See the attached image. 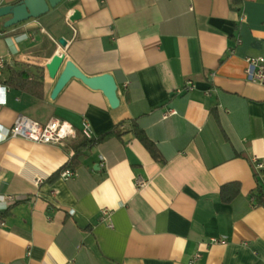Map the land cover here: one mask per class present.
Segmentation results:
<instances>
[{
	"label": "crops",
	"instance_id": "obj_1",
	"mask_svg": "<svg viewBox=\"0 0 264 264\" xmlns=\"http://www.w3.org/2000/svg\"><path fill=\"white\" fill-rule=\"evenodd\" d=\"M10 17L0 16V124L56 117L75 138L0 142V264H264L254 195L264 174L252 166L264 160V82L245 72L247 59L264 56V0H62L5 26ZM61 48L87 76L113 75L117 107L76 78L51 98L61 68L46 63ZM21 70L41 78L42 99L12 86ZM187 80L193 89L177 92ZM82 117L94 138L117 133L65 167ZM65 168L73 175L62 177ZM233 181L238 194L222 202Z\"/></svg>",
	"mask_w": 264,
	"mask_h": 264
},
{
	"label": "built area",
	"instance_id": "obj_2",
	"mask_svg": "<svg viewBox=\"0 0 264 264\" xmlns=\"http://www.w3.org/2000/svg\"><path fill=\"white\" fill-rule=\"evenodd\" d=\"M248 65L245 69L248 78L253 81L264 82V56L247 59ZM5 66V62L0 58V70ZM193 89V83L191 80H187L184 87L178 89L177 92L191 91ZM0 93L6 92V87L0 84ZM174 111L169 110L166 115L173 114ZM80 132L85 138H92L93 131L90 122L86 117H82L80 122ZM9 137H20L35 143H48V144H60L65 139H74L75 131L72 125L62 119L53 117L46 123L42 124L36 120L26 116L25 114H17L13 123L5 127L0 124V142L5 141ZM102 158V157H101ZM253 169L257 174H264V160L257 158L252 159ZM74 171L71 168H65L61 175L64 178L72 176ZM39 182V180H38ZM143 178L137 177L136 184L138 186L144 185ZM103 215L107 214V210L102 211ZM223 238L212 239L213 242L222 241ZM199 257V253L194 255V260Z\"/></svg>",
	"mask_w": 264,
	"mask_h": 264
},
{
	"label": "water",
	"instance_id": "obj_3",
	"mask_svg": "<svg viewBox=\"0 0 264 264\" xmlns=\"http://www.w3.org/2000/svg\"><path fill=\"white\" fill-rule=\"evenodd\" d=\"M62 0H20L15 4H7L0 6V16L11 15L10 19L5 21L4 25L9 26L18 22L27 20L29 18H38L42 14L48 12L51 8L56 7ZM79 13L72 9L69 20L73 21L79 18ZM59 43L62 47L66 45L65 39H60ZM23 57H19L22 59ZM46 63V67L56 70L61 68L56 83L51 92V98H55L61 89L66 86V83L71 78L79 79L91 89L100 90L107 98L109 105L115 108L119 104L117 97V83L113 75L103 73L100 75L87 76L80 69L67 58L63 49H59Z\"/></svg>",
	"mask_w": 264,
	"mask_h": 264
},
{
	"label": "trees",
	"instance_id": "obj_4",
	"mask_svg": "<svg viewBox=\"0 0 264 264\" xmlns=\"http://www.w3.org/2000/svg\"><path fill=\"white\" fill-rule=\"evenodd\" d=\"M13 76L19 78L16 79L15 82L10 80L12 86L20 89H25V90L27 89L37 99L43 98L44 90H43V83L40 77L36 80L33 79L29 80V73L25 72V70L11 72L10 78H12ZM132 131L134 132L138 140L143 144V146L148 150L152 158H154L155 160H161V155L155 143L149 138V136L146 135V133L135 122H133L132 124ZM116 133H117L116 131L110 130L108 132L103 133L97 138L82 137L77 139L72 143L73 155L70 157L65 167L74 168L78 164L79 155H81L88 146L96 142H99L105 139L106 137ZM262 187L263 186L260 183H258L256 185L254 195L259 203L264 204V193ZM238 192H239V182L236 181L229 182L221 186L220 198L222 202L227 203L230 202L238 194Z\"/></svg>",
	"mask_w": 264,
	"mask_h": 264
},
{
	"label": "snow or ice",
	"instance_id": "obj_5",
	"mask_svg": "<svg viewBox=\"0 0 264 264\" xmlns=\"http://www.w3.org/2000/svg\"><path fill=\"white\" fill-rule=\"evenodd\" d=\"M0 91H2V90H0Z\"/></svg>",
	"mask_w": 264,
	"mask_h": 264
}]
</instances>
